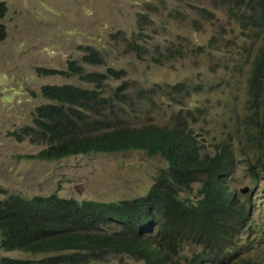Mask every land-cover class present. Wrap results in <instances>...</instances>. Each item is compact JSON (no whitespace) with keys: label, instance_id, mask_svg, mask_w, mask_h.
Instances as JSON below:
<instances>
[{"label":"trees","instance_id":"obj_1","mask_svg":"<svg viewBox=\"0 0 264 264\" xmlns=\"http://www.w3.org/2000/svg\"><path fill=\"white\" fill-rule=\"evenodd\" d=\"M212 1V8L205 10L212 15L218 7L225 6L229 19L239 25L244 36L239 56L227 53L226 62L218 63L231 72V79L226 81L229 88L232 82L238 83L236 75L242 77L238 96L240 102L246 100L238 125L227 132L225 141L217 144L213 152L200 153L197 138L187 129V122L198 121V109L182 108L181 115H171L170 125L128 126L119 114L129 107L134 116L137 103L151 94L143 89L132 100L127 94L131 86L125 82L107 91L103 82L123 78L124 71L108 68L103 73L86 74L83 64L97 66L102 61L98 49L83 47V63L69 61L68 69L42 70L40 74L79 75L95 87L42 86V96L54 103L36 109L35 124L39 129L24 128L13 136L21 142L24 134L31 142L46 147L25 157L57 160L90 152L141 149L149 155L163 156L166 168L146 196L113 202L63 198L57 193L24 197L0 187V196H5L0 198L2 250L45 254L35 264H91L106 261L111 255L129 256L143 264H180V252L191 243L200 245L202 252L194 254L189 264H200L205 259L208 264H263L256 248L244 250L246 247L240 246L231 251V245L247 232L244 224L239 227L243 217L241 211H236L240 206L236 200L239 191L233 186L232 173L240 164L239 155L249 172L246 183L256 186L264 177V121H260L264 115V0ZM8 12L7 3L0 1V42L8 36L4 22ZM122 41L133 53L149 51V47L138 45L125 34ZM212 42L218 44L215 38ZM158 57L167 60L190 55L168 45L165 54L159 51ZM156 89L155 97L164 92L160 85L153 91ZM168 89V96L177 102L174 94L190 96L193 86L178 82ZM250 151L255 154L253 158ZM229 177L232 184H228ZM194 182L201 185L200 202L178 196V188ZM154 224L156 236L147 235L146 230L152 232ZM0 264L33 263L3 257Z\"/></svg>","mask_w":264,"mask_h":264},{"label":"rangeland","instance_id":"obj_2","mask_svg":"<svg viewBox=\"0 0 264 264\" xmlns=\"http://www.w3.org/2000/svg\"><path fill=\"white\" fill-rule=\"evenodd\" d=\"M0 1H5L9 8L4 19L8 36L0 42V187L24 197L57 193L77 200H130L146 196L166 168L161 155H149L141 149L90 152L57 160L25 157L37 153L43 145L31 142L24 134L21 142L13 135L28 127L39 129L35 124L36 109L54 103L42 96L41 87H95L79 75L47 76L40 72L68 69L69 61L83 63L86 46L98 49L102 61L97 66L83 64L86 74L103 73L108 68L125 73L121 79L105 80L102 85L107 91L125 82L131 86L127 94L135 100L143 89L155 97L157 89L155 92L153 89L159 85L164 88L159 96H147L144 102L137 103L134 116L129 107L119 114L128 126L170 125L171 115H181L182 108L198 109V121L187 122V129L197 138L202 148L200 153L204 154L213 152L217 144L225 141L226 133L238 125L243 101L238 96V85L242 77L236 75L238 83L232 82L229 88L226 81L231 79V72L218 63L226 62L227 53L239 56V43L244 36L239 25L229 19L225 6L210 15L205 9L212 8V0ZM118 33L122 34L119 38L115 36ZM124 34L138 45L149 47V51L136 54L127 50L122 41ZM214 38L218 40L217 45L212 42ZM168 45L187 51L190 57L167 60L158 57L159 51L165 54ZM178 82L189 83L193 90L190 96L174 94L177 100L174 102L166 91ZM254 155L249 152L250 158ZM232 175L239 197L249 198L240 191L247 185V168L236 167ZM232 183L229 177L228 184ZM200 186V182H194L178 188V196L200 202ZM255 194L264 204V177L255 187ZM253 210L255 218L262 217L260 222L264 227V209L258 212L254 204ZM242 237L243 243L250 242V235ZM201 248L196 244L186 245L180 252V264H187L194 254L202 252ZM258 256L264 264V252ZM3 257L35 264L45 254L7 252L0 248V259ZM91 264L143 263L129 256L111 255L106 261Z\"/></svg>","mask_w":264,"mask_h":264},{"label":"clouds","instance_id":"obj_3","mask_svg":"<svg viewBox=\"0 0 264 264\" xmlns=\"http://www.w3.org/2000/svg\"><path fill=\"white\" fill-rule=\"evenodd\" d=\"M245 103H246V100H243L240 104V108L242 110V111H240L241 114L243 113ZM260 121H264V115L263 114L260 117ZM226 136H227V133H226ZM239 159H240V164L236 167H240V166L245 167V165L243 163L242 154L239 155ZM246 184L247 185H245L243 188H241L240 191L242 194H244L246 196H250V197L247 199H241L239 196H236V200H238L239 204H240V206L238 208H236V211H241L240 214L243 217V222L239 223V227L241 228L243 224L245 225V230L247 231L246 234L251 236L250 242L243 243L245 239L242 236H240V237L236 238V241L231 245V246H234V248H232L231 251H235L240 246H245L246 248L244 250L253 247V248H256L257 250H259V252H264V227H263V223L260 222V219L262 217L258 216L257 218H255L254 210H253V206H254V204H256L257 208H258V212L262 211L264 209V204L256 199V194L253 195L254 191H255V187L257 185L253 186V185H250L248 183H246ZM247 187H248V191H246V193H244L243 189L247 188ZM137 198H141V197H137ZM109 202H113V201H109ZM193 203H195V202H193ZM155 227H156V225L154 224L151 228V229H153V230H151L152 232H149L146 230V234L149 236H156L153 233V232H156V230L154 229ZM124 257H126V256H124ZM205 262L210 263L207 259H205V261L201 262L200 264H206ZM187 264H189V263H187Z\"/></svg>","mask_w":264,"mask_h":264},{"label":"water","instance_id":"obj_4","mask_svg":"<svg viewBox=\"0 0 264 264\" xmlns=\"http://www.w3.org/2000/svg\"><path fill=\"white\" fill-rule=\"evenodd\" d=\"M244 193H246V191H248V187L243 189Z\"/></svg>","mask_w":264,"mask_h":264},{"label":"bare ground","instance_id":"obj_5","mask_svg":"<svg viewBox=\"0 0 264 264\" xmlns=\"http://www.w3.org/2000/svg\"><path fill=\"white\" fill-rule=\"evenodd\" d=\"M213 142H215V141H213ZM213 147V146H212ZM201 150H202V148H200ZM203 152V151H202ZM202 183V182H201ZM202 197V196H201ZM79 263V262H78ZM80 264V263H79ZM82 264V263H81Z\"/></svg>","mask_w":264,"mask_h":264}]
</instances>
